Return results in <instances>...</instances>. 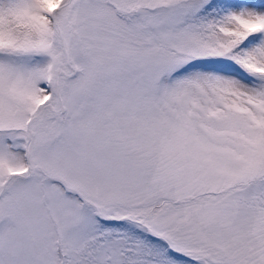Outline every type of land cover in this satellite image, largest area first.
I'll use <instances>...</instances> for the list:
<instances>
[{
  "label": "snow or ice",
  "instance_id": "obj_1",
  "mask_svg": "<svg viewBox=\"0 0 264 264\" xmlns=\"http://www.w3.org/2000/svg\"><path fill=\"white\" fill-rule=\"evenodd\" d=\"M0 264H264V0H0Z\"/></svg>",
  "mask_w": 264,
  "mask_h": 264
}]
</instances>
